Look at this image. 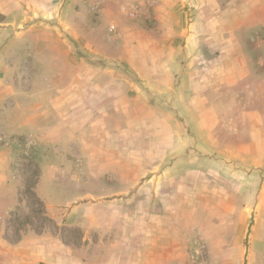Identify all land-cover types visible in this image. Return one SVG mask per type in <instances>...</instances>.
<instances>
[{
  "label": "crops",
  "instance_id": "1",
  "mask_svg": "<svg viewBox=\"0 0 264 264\" xmlns=\"http://www.w3.org/2000/svg\"><path fill=\"white\" fill-rule=\"evenodd\" d=\"M67 1L0 0V35L25 21H52L44 36L57 46L64 37L82 40L88 54L105 52L93 38L106 40L118 22L116 58L132 77L111 82L92 70L62 77L70 87L54 95L61 127L28 136L47 172L63 174L56 168L80 159L81 172L64 173L101 182L99 194L78 197L104 202L77 207L64 224L56 208L53 232L15 240L8 219L21 188L13 144L0 145V264H264V0ZM126 87L136 96L134 115ZM251 117V125L240 120ZM246 132L255 136L241 142L242 153L226 145ZM46 147L59 156L47 157ZM112 149L117 154L105 153ZM89 159L139 169L100 173ZM62 225L83 232L81 242L64 240Z\"/></svg>",
  "mask_w": 264,
  "mask_h": 264
},
{
  "label": "rangeland",
  "instance_id": "2",
  "mask_svg": "<svg viewBox=\"0 0 264 264\" xmlns=\"http://www.w3.org/2000/svg\"><path fill=\"white\" fill-rule=\"evenodd\" d=\"M69 2L67 1V3ZM67 3L63 5V8H68ZM82 9L85 10V7L77 6L76 11L79 12L78 14L82 13ZM94 15L97 16L98 14ZM45 23L40 20L25 21L21 25H13L14 31L12 33L6 36L0 35V145L13 144L15 172L21 188L20 204L8 219L13 224L12 236L15 240L20 239L25 231L31 233L44 228L46 233L53 232V226L49 221L56 208L61 209L60 221L64 224L67 220L65 215L72 210L74 211L77 207L80 208L79 206L83 204L100 205L104 202V198L101 196H95L94 198L91 196L78 197L80 193L85 192L84 190L99 194L94 190L98 191L100 189L97 184L101 182L73 181L70 180V174L64 173L66 171L73 174L81 172L83 164L80 159L73 157L72 159H76L75 164L62 163L59 166L60 168L55 170L63 173L58 175V172H47L42 165L41 167L36 162L40 160L43 164L42 160L40 158L37 160V157L34 158V152L37 149L35 140H29L28 136L36 132L46 134L45 131L48 130V125H53L54 122L58 128L61 127L58 125L60 122L58 111H55L56 99L54 95L59 88L65 90L64 88L70 87L68 84H60L61 78L81 74L90 76L89 70H92L94 77L109 78L110 76L111 82L117 83L126 78V75L129 76L127 69L116 58V54L119 53V49L116 47L118 45V32L115 31V28L118 29V22L110 24V31H107L106 40L101 35L93 38L95 45L104 44L105 52L96 50L97 52L88 54L83 50L84 42L82 40L75 41L73 38L64 37L62 38L64 46H57L53 37L44 36L42 32L44 29H53L55 27L54 23L52 21L48 25ZM100 25H104V20ZM112 26L115 27L113 30H111ZM0 28L5 29V26H0ZM27 30H30V32L25 36ZM76 61L85 62L87 66L82 64L76 69V66H73ZM92 66H94V69H92ZM98 67H101V69L99 70ZM116 86L117 84L115 86L111 85V89L114 90ZM66 92L68 93L70 90H66ZM125 94L127 96L125 108H130L131 115H134L136 111L135 104H137L136 96L127 87ZM114 120L112 127H116L121 118L114 117ZM240 120H245L246 123L251 125L254 124L257 118H240ZM56 121H58V124ZM126 124H128V121ZM237 136V139L234 138L228 141L226 145L230 143L232 146L237 144L235 150H228L237 151L240 154L243 152V149L239 147L241 142L248 139L247 136L252 137L255 134L246 132L238 133ZM41 150L47 153V157L53 156L49 147ZM112 151L114 155L117 154L114 149L105 150V153H111ZM254 152H261V150L256 149ZM133 154L134 152L130 155ZM58 156L59 151L56 149V154L53 157ZM92 159H89L91 164L88 167L96 168L95 171L100 173H110L113 172V169L118 172L135 173L139 169L134 164L119 167L113 163L95 165ZM109 161L111 160L109 159ZM53 170L50 169V171ZM40 181L42 183L39 185ZM134 182L135 184L139 183V181H133L132 184ZM51 184L54 186L51 187ZM56 184L58 185L54 189L53 187ZM1 200L0 197V202ZM223 202L228 204L229 199L223 198ZM4 203H2V207H4ZM5 205L7 204L5 203ZM50 206L53 208H50ZM84 235L79 229L69 230L63 225L61 227V237L64 240L69 239V241L80 243Z\"/></svg>",
  "mask_w": 264,
  "mask_h": 264
},
{
  "label": "built area",
  "instance_id": "3",
  "mask_svg": "<svg viewBox=\"0 0 264 264\" xmlns=\"http://www.w3.org/2000/svg\"><path fill=\"white\" fill-rule=\"evenodd\" d=\"M113 29H114V27L112 26L111 30H113Z\"/></svg>",
  "mask_w": 264,
  "mask_h": 264
}]
</instances>
